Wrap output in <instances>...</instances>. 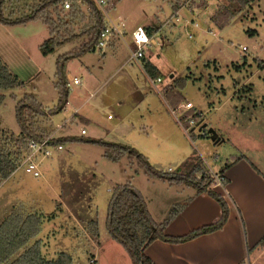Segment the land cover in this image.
Returning a JSON list of instances; mask_svg holds the SVG:
<instances>
[{
  "label": "rangeland",
  "instance_id": "rangeland-1",
  "mask_svg": "<svg viewBox=\"0 0 264 264\" xmlns=\"http://www.w3.org/2000/svg\"><path fill=\"white\" fill-rule=\"evenodd\" d=\"M4 1V16L10 14L11 21L0 20V58L23 84L0 89V130L19 134L16 105L30 97L47 113L37 118L40 133L49 138L55 133L65 141L64 150L40 165L41 177L18 168L0 181V219L15 208L41 215L33 241H42L47 259L66 253L72 264H132L107 226L117 187L130 184L140 191L155 222L194 194L193 187L145 174L128 156L110 159L104 143L132 147L160 171L186 174L199 165L202 173L196 178L202 180L203 174L211 184L219 174L214 171L242 154L255 160L264 154V0H255L223 28L211 20L218 0H207L205 6L182 0H111L107 12L115 21L123 14L129 26L159 27L162 45L151 49L161 69L159 91L142 63L130 60L128 36L116 48L75 55L88 38L83 33L88 15L69 29L77 38L44 54L42 45L51 36L45 21L21 20L40 0ZM171 4L184 5L178 16ZM59 63L67 83L71 75L82 84L69 86L68 104L50 116L59 104ZM170 85L180 99L176 104L165 92ZM186 102L200 112L206 135L199 127L185 132L188 124L177 107ZM209 129L224 142L214 143ZM92 222L98 224V237L90 230ZM247 261L264 264V248L250 249Z\"/></svg>",
  "mask_w": 264,
  "mask_h": 264
},
{
  "label": "trees",
  "instance_id": "trees-1",
  "mask_svg": "<svg viewBox=\"0 0 264 264\" xmlns=\"http://www.w3.org/2000/svg\"><path fill=\"white\" fill-rule=\"evenodd\" d=\"M65 1L71 2L68 9L65 8ZM110 1L107 0V8L110 6ZM191 1L182 0L183 4L192 3V5L197 4L198 6L207 4V0ZM254 1L218 0L217 9L211 20L217 26L223 28L235 15L242 13ZM4 4L6 6V2L0 0V20L10 22V14L7 17L4 16L6 14ZM183 4H176L174 7L171 4L174 13L179 11L184 6ZM88 15L90 22L83 30L84 35L88 37L87 41H84L82 46L74 52L75 55H79L96 50L100 33L107 24V19L95 0H40L29 15L21 18V20L25 22L41 17L45 21L51 36L42 45V49L44 54H49L54 51L56 46L77 38L78 36L71 33L69 29L77 21L85 19ZM143 63L144 69L150 77H160L161 73L156 66L145 61V58ZM58 75L59 104L55 110H50V116L61 111L66 106L69 98V86L63 77L60 63L58 64ZM22 84L23 82L9 70L0 58V89H15L22 86ZM165 88V92L174 104L180 102L171 85ZM31 99L30 97H24L16 105V117L20 126L19 134L0 130V181L9 178L19 168L22 161L30 154L32 142H41L49 138L43 136L37 126V118L44 117L47 113L41 105ZM3 100L4 96L0 94V106ZM182 116L194 119L198 123V127L203 125L200 112L190 109L185 111ZM204 130L206 131V129ZM63 141H65V138H55L52 140V144H63ZM104 144L108 147L107 156L110 159L118 160L123 156H128V158L137 162L138 167L145 174L152 178L166 181L173 186L186 185L193 187L196 193L207 191L211 185L208 181L205 183L206 179L203 174L201 175L202 180L196 178L197 173H202L199 165L186 174L160 171L149 162L146 156L132 147L111 143ZM227 167L225 166L219 172L220 177H222V173ZM211 194L217 198L221 205L222 211L218 221L185 236L172 237L166 234L165 229L169 221L177 214L179 208L171 210L162 222H155L147 209L146 200L142 193L130 184L119 185L109 205L108 230L112 238L125 248L132 264H154L145 254V251L155 240L182 243L199 235L216 231L224 226L228 219V206L220 196L213 192ZM42 221L43 217L41 215L24 212L21 208H15L6 216L0 224V264H72L71 256L66 253H60L55 259H47L42 251V241L40 239L33 241L41 230ZM97 226L96 222L90 223V230L95 237H98ZM260 245L261 248H264V238L261 240Z\"/></svg>",
  "mask_w": 264,
  "mask_h": 264
},
{
  "label": "crops",
  "instance_id": "crops-1",
  "mask_svg": "<svg viewBox=\"0 0 264 264\" xmlns=\"http://www.w3.org/2000/svg\"><path fill=\"white\" fill-rule=\"evenodd\" d=\"M179 11L173 14L178 16ZM118 17L124 23V36L131 38L130 49L136 47L133 31L141 27L146 32L150 44L145 50V61L152 63L161 71L156 64L158 58L154 59V53L151 51L152 48L162 45V39H157L159 27L146 24L129 26L125 15L119 14ZM124 36L123 38L118 35L112 36L106 48H116ZM71 77L74 76H68ZM135 88L138 90L139 86L135 85ZM53 134L52 137L57 138L56 134ZM218 135L220 138L223 137ZM61 150H64V146ZM61 150H54L50 157L42 158L39 164L40 175L37 177L32 175L36 178L41 177L40 165ZM260 153L262 156L258 158L259 160L242 154L229 165H225L228 167L222 173V182L215 181L207 191L200 193L194 191L169 221L165 232L172 237H181L218 221L222 211L221 205L212 192L220 196L228 206L229 214L224 226L182 243L155 240L145 251L154 264H247L250 249L261 247L260 242L264 238V154ZM225 166L214 171V174L223 170ZM10 212L0 219V224Z\"/></svg>",
  "mask_w": 264,
  "mask_h": 264
},
{
  "label": "built area",
  "instance_id": "built-area-1",
  "mask_svg": "<svg viewBox=\"0 0 264 264\" xmlns=\"http://www.w3.org/2000/svg\"><path fill=\"white\" fill-rule=\"evenodd\" d=\"M98 6L102 9V12L104 16L107 19V24L104 27V29L100 33V39L98 41V44L96 45V48H98L101 52L107 47L108 41L110 38L114 35H118L120 38H123L125 35L124 32V23L122 20H119V22L115 21L111 16L110 13L107 12V0H95ZM65 8L68 9L71 5L70 1L64 2ZM133 38L136 43L135 49H131L130 54V60L137 61L139 63H142V66L144 68L143 59L145 58V50L150 44V39L147 36L146 32L141 28L138 27L133 31ZM245 49V48H244ZM145 71V69H144ZM146 73V71H145ZM147 77L149 78L152 86L155 90L159 91L161 87H158V84L162 83V79L160 77L152 78L146 73ZM70 82L67 83L68 86L71 85H80L81 84V78L74 76L69 78ZM193 108V105L191 102H186L185 104H181L177 109L180 111L181 109L183 113L185 111H188ZM172 113L175 115L176 120L180 123L181 126H183L182 120L179 118V116L176 114V109L171 110ZM181 112V111H180ZM185 122L188 124V127H183L186 133H189V128L195 129L198 127V123L192 119V118H184ZM202 135H206V131L199 130ZM81 134H86V131L84 129L81 130ZM31 152L28 154V156L22 161L19 167H23L24 170L28 173L33 174L34 176H39V164L40 160L42 158L50 157L54 150H61L63 149V146L61 144H52L51 138L45 139L41 142H32L31 144ZM223 180L222 177L219 175L215 176V181L217 183H221Z\"/></svg>",
  "mask_w": 264,
  "mask_h": 264
},
{
  "label": "water",
  "instance_id": "water-1",
  "mask_svg": "<svg viewBox=\"0 0 264 264\" xmlns=\"http://www.w3.org/2000/svg\"><path fill=\"white\" fill-rule=\"evenodd\" d=\"M205 128H206V124H203V125H201L199 127V130H202V129H205ZM207 132L210 135L211 140L214 143H220V142H222L224 140L223 138L219 137L218 133L214 129H209Z\"/></svg>",
  "mask_w": 264,
  "mask_h": 264
}]
</instances>
